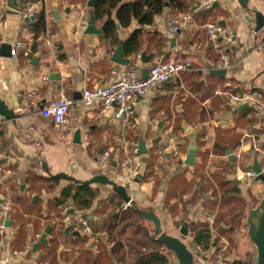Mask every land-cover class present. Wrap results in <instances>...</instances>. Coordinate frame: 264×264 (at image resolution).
<instances>
[{"label":"crops","instance_id":"1","mask_svg":"<svg viewBox=\"0 0 264 264\" xmlns=\"http://www.w3.org/2000/svg\"><path fill=\"white\" fill-rule=\"evenodd\" d=\"M12 1L20 11L8 5L10 9L6 13L0 12V97L17 116L15 121H5L0 117V163L5 168L6 187L12 203L8 219L10 227L7 226L4 239L9 243V250L20 253L13 257L10 264H39L44 244L34 253L33 246L39 242L35 235L48 223L55 225V229L47 238L60 242V264H75L77 258L69 255L70 249L80 242L87 246L86 250L96 249L100 241L91 245L87 237L79 234L78 243L74 239L68 244L58 238L57 229L63 223L76 233L73 222L77 219L98 222L102 214L99 210L109 196L115 197L116 203L121 201L124 206V201L111 186L91 185L99 190V196L90 210H78L77 205L69 200L61 222L57 216L52 220L45 218L46 210L52 208L54 200L60 198L65 188L76 182L89 181L96 175L103 174L118 185L128 186L134 205L141 210L153 211L161 221L163 232L171 236L179 237L176 234L180 228L178 222L187 214L189 221L186 223H189L190 229L185 241L187 245L194 240V225H198V233L203 228L210 231L209 227H201L204 222L200 216L205 205L199 194L208 188L212 175L224 170L223 177H229L234 182L238 180L235 184L245 200L242 184L248 188L261 182L256 179L249 182L245 177L248 171L241 164L244 162L245 166H251L257 157L264 171V111L252 105L243 109L244 105L230 103L219 92H257L264 98V27L256 32L255 20V11L264 15V0H247V9L241 6L239 0H218L219 5L210 11L191 10L190 24L177 35L170 30L169 20L178 12L169 8L155 19L151 27L144 28L140 53L153 55L151 62L145 66L171 54L178 60L189 61L191 69L153 89L146 99L136 101L133 127L127 130L114 120V109L103 113L100 103L86 107L81 101L85 88L92 89L117 81L125 67L111 61L119 44L116 46L114 41L104 38L103 32L101 35L85 34L90 21L88 0L75 3L70 0H45L43 8L47 31L38 40L34 39L32 21L27 23L21 19V12L31 3L28 0ZM205 12L208 13L206 18ZM220 13L223 16L213 17ZM208 23L228 25L234 33V42L229 50L230 68L226 69L225 78L212 74L222 62L219 54L211 48L204 31ZM96 27L102 29L99 22H96ZM137 29H140L137 21L126 29L120 26L118 40L125 43ZM17 41L23 42L24 49L31 52L30 57H25L23 52L16 57L2 56V45L12 47ZM36 42L39 45L34 51ZM138 56L126 58L132 64ZM244 71L249 80L239 77ZM31 90L39 96L38 108L30 114H22L18 110L21 100ZM61 92L75 101L69 113L73 143L68 148L58 144L54 122L42 114L43 108ZM186 127L190 130L186 131ZM78 130L81 131L80 145L74 144V135ZM167 136L175 140L181 158L168 156L166 162H159L161 140ZM193 138L196 147L194 165L187 166L185 160ZM229 139L236 141L234 149L226 155L215 154L214 149ZM141 141H145L147 154H138L135 158L133 169L137 171L136 176L135 173L131 177L121 174L120 164L135 147H139ZM108 151L112 152L111 163L107 169H102L101 163ZM59 174L68 175L75 181L55 179ZM51 179L59 182L54 184ZM176 181L179 188L175 187ZM192 184L193 190L190 191ZM184 187L188 188L184 196L186 207L182 204L183 199L180 201ZM203 197L206 204L210 198L213 200L205 193ZM182 205L184 208L178 210V206L182 208ZM105 211L110 212L111 208ZM67 216L71 222L67 221ZM146 222L152 234L154 227ZM100 237L108 240L106 233L100 234ZM213 250L215 248L208 253L213 254ZM62 253H66V259L61 257Z\"/></svg>","mask_w":264,"mask_h":264},{"label":"trees","instance_id":"2","mask_svg":"<svg viewBox=\"0 0 264 264\" xmlns=\"http://www.w3.org/2000/svg\"><path fill=\"white\" fill-rule=\"evenodd\" d=\"M28 1L30 3L41 2L42 5L45 2V0ZM78 1L86 2L87 0H70V2L74 3ZM124 1L125 0H98L94 7V15L96 22L101 24L104 38L114 41L116 46L120 42L117 36V25L119 24L122 28L126 29L131 26L133 21L139 23L140 29L135 30L125 42V57L131 55L138 56L141 54L144 28L151 27L154 24L155 19L162 15L166 9L169 8L178 13H191V10L197 3V0ZM207 14V12L204 13L205 18L207 17ZM31 24L34 32V39L38 40L47 31V19L43 7L37 13ZM38 45L39 44L36 42L33 49L34 51L38 49ZM59 49L57 50L59 51ZM149 54L150 53H148V55ZM231 89L234 90V88ZM234 143H236L234 139L225 140L221 147L214 149V153L218 155H226L228 151L234 149ZM241 166L246 171L250 170V166H245L244 162ZM51 180L54 184L59 182L55 179ZM231 185V193L233 197L231 196L229 200L233 203V208L227 213H221L218 217L217 223L218 225L224 224L236 228L234 224H237L239 219L241 222L244 220L246 210L244 211L240 208V204L242 203L240 200L241 193L238 189V185H236L234 181H232ZM186 187H184L180 194L181 199L184 198L188 192V188ZM98 196L99 190L91 187V185H83L79 182L73 183L63 190L60 198L54 200L52 208L46 210L45 218L47 220H52L57 216L59 222H61L64 218L62 213L69 200H72L74 204L77 205L78 210H90ZM114 205L115 208L111 213L107 214L105 223L100 224L99 221H90L95 233H106L108 235V240L105 241L104 238L100 237V242L96 249L85 250L81 257H79V260L76 259L75 264H99L101 256H111L118 264H170L166 253L161 249L164 248V246L152 238L145 226V219L135 209L128 208L127 210H124L122 202L120 201L116 203L115 197H112V199L107 198L103 201V208L100 209L99 212H105L108 206ZM187 221H189V219L186 214V217L183 219L180 226L184 225ZM48 226H51L52 230L53 228L55 229V225H51V223L44 224L41 232L36 233L35 239L39 241L44 230ZM204 226V224H201V227ZM38 229L39 228H37L36 231ZM192 231H194L195 234L194 240L189 246L191 247V250H194L199 246H202L204 249L210 248L213 244L210 231L203 228L200 233H198V225H194ZM228 231L231 230L229 229ZM74 233L75 231L72 230V227H65L63 223H60L57 229L58 238L68 244L73 243L74 239H76V243L79 242L80 236H75ZM84 242H87L85 238ZM47 243L42 247L43 251L39 258V262L60 264L58 262V257L60 256L58 251L60 242L56 239H52ZM108 245H112L109 251L107 250ZM65 256L66 253H62L61 257L63 259H66Z\"/></svg>","mask_w":264,"mask_h":264},{"label":"built area","instance_id":"3","mask_svg":"<svg viewBox=\"0 0 264 264\" xmlns=\"http://www.w3.org/2000/svg\"><path fill=\"white\" fill-rule=\"evenodd\" d=\"M218 0H197V6L203 11H210L213 9ZM8 0H0V12L6 13L10 8ZM41 2H34L28 5L23 12H21V19H35L37 13L42 9ZM46 13V12H45ZM192 13H178L169 20V28L173 34H181L191 22ZM1 20V19H0ZM204 31L208 37L211 48L219 54L222 62L219 69L230 68L229 50L234 42L233 30L221 23H208L204 26ZM254 46V45H253ZM21 52L25 57H30L31 52L24 49L22 41H17L11 48V56L16 57ZM148 69V76L143 79L144 69ZM191 69V63L186 60H178L171 54H166L165 58L159 60L153 65L145 66L142 62L141 55L138 56L137 61L126 65L121 77L105 86H96L92 89L85 88L82 91V104L86 107H91L96 103L102 105V112L107 113L114 109V120L121 124L125 130L133 127L132 121L134 119L135 111L134 104L136 101L144 100L153 89L164 85L180 75ZM228 101L234 105H252L255 109L259 108L264 111V98L257 92L247 93H230L219 92ZM75 101L72 98L65 96L61 92L57 98L45 106L42 114L46 118L52 119L57 130L56 139L58 144L63 148H68L72 145V133L69 128V113ZM39 105V96L35 90L29 91L21 100L19 111L22 114H30ZM126 133V131H124ZM253 137L252 135H248ZM163 143L158 151V161L166 162L169 157L181 158V154L176 147V142L170 136L162 138ZM138 147L132 153L124 158L119 166L120 173L131 177V174L136 176L133 169L135 158L138 155ZM112 152L108 151L104 154L101 167L107 169L110 166ZM133 175V176H134ZM245 177L249 182H254L256 174L250 170L245 173ZM6 172L4 166L0 163V251L2 253L1 264H10L13 257L19 256L20 253L9 250V243L4 239V234L7 231L6 222L9 219L11 211V199L6 187ZM131 207V202L125 203L124 210ZM203 218L210 226L215 222V217L207 213H201ZM67 221H72L69 216ZM75 230L82 236L87 237L91 245L98 243L99 235L95 233L91 222L87 218H79L73 222ZM202 253L207 251L199 246L197 248ZM202 259V258H201ZM205 264H225L221 260L206 261Z\"/></svg>","mask_w":264,"mask_h":264},{"label":"water","instance_id":"4","mask_svg":"<svg viewBox=\"0 0 264 264\" xmlns=\"http://www.w3.org/2000/svg\"><path fill=\"white\" fill-rule=\"evenodd\" d=\"M98 0H88L87 7L90 9V21L88 27L85 31L86 35H101L103 30L97 29L96 27V18L94 15V7ZM239 3L244 9H247V0H239ZM9 6L14 10L20 11L17 7H14L13 1H9ZM219 3H215L214 7H217ZM199 10V6H195L192 9V12ZM34 19H26L27 23L33 21ZM255 20H256V32H259L264 27V15L261 12L255 11ZM117 30H120V25H117ZM174 43V40H172ZM124 42H120L117 49L114 51L111 61L120 66H126L131 64L130 60L125 57L124 54ZM11 46L2 45V56L11 57ZM142 62L144 64H149L152 60V55L147 56L146 53L141 54ZM226 69L215 70L212 74L219 77H226ZM148 76V69L145 68L143 72V79H146ZM248 105H244L243 109H247ZM0 117L5 121H15L17 116L13 109H10L6 101L0 97ZM190 128L186 127V131H189ZM74 144H82L81 141V131H76L74 135ZM138 154H147L145 141H141L139 144ZM196 155L195 147V138L192 139V145L190 146L189 153L186 157L185 164L187 166H193ZM256 174V181L264 182V171L261 168L258 159L255 158L253 165L249 167ZM55 179H62L67 181H75L73 178L65 174H59L54 177ZM235 183H238V180H235ZM83 185H103L111 186L113 191L117 196H119L124 203H129L131 201V193L128 186L118 185L114 180L109 179L105 175H96L91 180L86 182H81ZM131 208L135 209L146 221H149L153 225L152 238L157 242L161 243L164 248L171 252L173 259L176 260V264H196V258L194 253L188 248V245L185 243L186 239L189 236V223H185L180 229V236L174 237L166 232H163L161 227V221L159 217L151 210H141L134 203H131ZM7 226L10 227V221L6 222ZM247 224L249 226L248 235L256 247L257 256L253 259V264H264V198L258 208L250 211V214L247 218ZM52 227L48 226L40 238L39 242L34 244L33 252L36 253L43 244H46L50 239L47 237L51 234ZM79 235L78 232L75 233ZM207 260V258H204ZM96 264V263H94Z\"/></svg>","mask_w":264,"mask_h":264},{"label":"rangeland","instance_id":"5","mask_svg":"<svg viewBox=\"0 0 264 264\" xmlns=\"http://www.w3.org/2000/svg\"><path fill=\"white\" fill-rule=\"evenodd\" d=\"M223 16V14L214 15V18ZM242 80H249V77L246 76L245 71L241 73L239 76ZM187 94V92L185 93ZM253 110H251V114L253 115ZM228 170L229 167H228ZM218 170L215 171V173ZM222 172L224 170L217 172L216 175H212V181H210V184L208 188L205 190V192H200V197L203 205H205V208L202 209L203 213H207L209 215H212L215 217V222L212 226H210L203 218H200L203 220V223L206 227H209L210 233H211V239L213 244L210 246V249L215 248L213 250V254H209L207 249V253L200 252L197 248L194 250H191L189 247L188 242V248L194 253L196 258V264H205L204 258H208L209 261H215V260H221L225 264H253V259L257 256V250L253 242L251 241L249 235H248V229L249 226L247 224V218L250 214V211L253 209L258 208V206L261 204L263 198H264V185H261V182L256 184V186L248 187L244 186L242 184V189L244 190L245 197L242 198L240 196L241 203L240 208L244 211L246 210V216L244 217V220L241 222L240 219L237 222V224H234L236 228H233V226H226L224 224L218 225L217 220L218 217L221 215V213H227L233 208V203L230 202V197L232 196L231 189H232V180H230L229 177H223ZM214 176H216L214 178ZM192 187H189V190H193V184L190 185ZM175 187L179 188V182H175ZM203 193L211 195L213 200L210 198L209 203H205V198L203 197ZM170 194H168L169 196ZM113 196H109L110 199H112ZM233 197V196H232ZM114 199V198H113ZM182 204L186 207V199L182 198ZM181 201V197H180ZM182 205V208L178 206V210H182L184 207ZM111 208L110 212H102L101 217L98 219L99 223H105L107 219V214L111 213L114 208V206H108ZM133 209V208H132ZM186 215V214H185ZM184 215V216H185ZM180 217L182 218V213H180ZM183 221V220H182ZM182 221L178 222V230L176 231L178 236H180L179 231L181 229L180 226ZM241 222V223H240ZM145 226L148 229L147 222L145 220ZM231 231H228V230ZM152 231V230H151ZM224 232V233H223ZM151 234V232L149 231ZM83 238V237H82ZM83 240V239H82ZM112 245H108L107 250L111 249ZM155 247V246H154ZM87 246L83 245L81 242L77 245H73L70 249V256H74L79 260V257L83 254V252L86 250ZM88 249V248H87ZM167 255L170 264H176V260H174L173 255L167 251L165 248H161ZM160 249V250H161ZM110 256V255H109ZM2 258V253H1ZM202 258V259H201ZM107 264H118L113 257H106L101 256L99 264H106L105 261H107ZM207 260V261H208ZM40 261V260H39ZM38 261V262H39ZM95 261V259H94ZM1 262V259H0ZM39 264H42L39 262Z\"/></svg>","mask_w":264,"mask_h":264}]
</instances>
